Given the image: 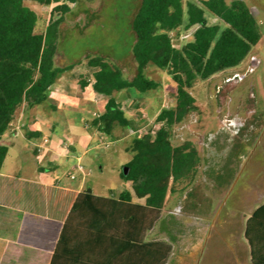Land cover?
<instances>
[{
  "label": "trees",
  "instance_id": "16d2710c",
  "mask_svg": "<svg viewBox=\"0 0 264 264\" xmlns=\"http://www.w3.org/2000/svg\"><path fill=\"white\" fill-rule=\"evenodd\" d=\"M78 2L0 0V138L24 105L34 108L46 103L51 87L73 68L56 67L55 56L60 27L72 5ZM33 5H54L44 32H38L40 16ZM206 12L225 27L210 22ZM181 30H193L192 39L176 47L171 34ZM132 31L135 42L131 51L137 64V74L132 79L105 57H88V67L95 69V92L109 97L104 114L95 118L93 125L105 136H113L116 124L133 131L141 128L127 116L116 95L124 90H135L141 96L157 93L162 84L147 76L151 66L171 72L175 103L157 116L159 128L132 141L133 157L124 166L126 172L121 173V179L131 184L133 192H122L118 197L81 192L60 240L119 238L128 247L142 244L148 250L141 264H149L148 256L151 264H164L172 253V245L163 241L145 244V234L160 220L168 195L189 187L201 164L200 153L192 141L180 146L172 144L173 127L198 110L191 92L194 85L239 66L259 44L262 34L257 18L243 0H142L132 21ZM88 84L81 81L83 89ZM8 152L7 146L0 145V171ZM134 197L145 199V203L134 202ZM263 212L264 206L254 216ZM130 262L127 258V264Z\"/></svg>",
  "mask_w": 264,
  "mask_h": 264
},
{
  "label": "rangeland",
  "instance_id": "374dc122",
  "mask_svg": "<svg viewBox=\"0 0 264 264\" xmlns=\"http://www.w3.org/2000/svg\"><path fill=\"white\" fill-rule=\"evenodd\" d=\"M243 1L259 22L261 41L239 66L198 81L191 90L198 110L172 130V144L180 146L192 141L201 164L189 187L168 195L160 220L144 237L149 241H175L171 264H239L229 243L249 240L244 233L246 214L264 206V0ZM141 2L79 0L72 5L60 27L55 65L78 66L87 74L88 57L103 56L120 67L126 78L135 77L132 21ZM33 8L40 16L38 32H44L53 7ZM206 15L210 22L225 27L213 14ZM192 33L193 30L174 32V45L180 47L190 41ZM147 76L162 84L157 93L140 100V109L148 114L142 117L138 107L130 106L133 102L125 105L127 115L140 124L142 134L160 127L155 116L174 105L176 94L169 70L151 66ZM15 142L17 147L10 150L5 172L22 158L28 161L25 169H37L38 160L29 151L27 141L19 136ZM113 145L118 149L121 146L119 142ZM93 155L81 161L84 167L88 164L87 172L92 171L85 179V189L92 188L101 197L115 194L123 183L120 174L126 172L122 164L129 162L133 154L121 150L118 155L106 149L99 158ZM74 173L77 179L71 182L80 184L82 176L76 169Z\"/></svg>",
  "mask_w": 264,
  "mask_h": 264
},
{
  "label": "crops",
  "instance_id": "0c3cea01",
  "mask_svg": "<svg viewBox=\"0 0 264 264\" xmlns=\"http://www.w3.org/2000/svg\"><path fill=\"white\" fill-rule=\"evenodd\" d=\"M72 67L51 87L46 103L34 108L24 105L0 138V145L9 148L0 171V264H127V258L132 264H141L147 258L148 250L142 244L128 247L119 238L60 240L75 201L86 190L85 179L92 174L91 170L87 172L85 169L88 164L83 166L84 173H80L83 181L74 184L71 175L75 168L82 165L84 157L90 158L89 155L94 153L98 155L93 156L99 158L106 149L118 155L121 150L132 153L133 139L142 134L141 128L133 131L116 124L113 136L103 135L93 121L104 114L109 97L95 92V69L89 68L86 74L78 66ZM83 80L89 82L84 89L81 87ZM142 97L135 90H124L116 95L124 111L126 103L133 102L130 106L138 107L139 114L145 117L148 113L140 109ZM19 136L27 141L29 151L38 160V167L29 172L25 169L28 161L22 158L13 164L12 170L5 172L10 150L17 147L15 139ZM113 142L120 143L119 149ZM20 154L23 155V151ZM127 163L121 164L125 166ZM100 169L103 170L101 164ZM122 182L121 188L108 197L133 192L129 182ZM89 191L95 194L92 188ZM133 201L145 203V199L136 197ZM257 210L246 214L244 233L249 240L229 243L239 264H264V212L255 217ZM156 241L144 240V243ZM174 242L170 240L169 244L174 247ZM127 248L132 250L127 251ZM172 255L173 250L164 264H171ZM148 262L152 263L150 256Z\"/></svg>",
  "mask_w": 264,
  "mask_h": 264
},
{
  "label": "built area",
  "instance_id": "2783aa9c",
  "mask_svg": "<svg viewBox=\"0 0 264 264\" xmlns=\"http://www.w3.org/2000/svg\"><path fill=\"white\" fill-rule=\"evenodd\" d=\"M75 169L79 173H81V172L84 173V167L82 165H78ZM71 178L76 179L77 178L76 174L74 173L73 175H71Z\"/></svg>",
  "mask_w": 264,
  "mask_h": 264
},
{
  "label": "water",
  "instance_id": "95a60500",
  "mask_svg": "<svg viewBox=\"0 0 264 264\" xmlns=\"http://www.w3.org/2000/svg\"><path fill=\"white\" fill-rule=\"evenodd\" d=\"M90 192V191H89Z\"/></svg>",
  "mask_w": 264,
  "mask_h": 264
}]
</instances>
